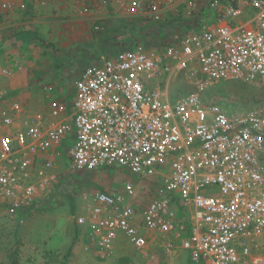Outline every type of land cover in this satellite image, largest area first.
Returning a JSON list of instances; mask_svg holds the SVG:
<instances>
[{"label":"built area","instance_id":"obj_1","mask_svg":"<svg viewBox=\"0 0 264 264\" xmlns=\"http://www.w3.org/2000/svg\"><path fill=\"white\" fill-rule=\"evenodd\" d=\"M102 1L119 18L197 24L85 66L69 101L53 82L33 111L1 92L0 206L23 224L63 157L72 171L121 167L137 181L93 191L75 217L85 251L109 257L120 234L141 251L169 234L165 251L190 264H264V104L233 113L205 93L228 79L264 88V0Z\"/></svg>","mask_w":264,"mask_h":264},{"label":"rangeland","instance_id":"obj_2","mask_svg":"<svg viewBox=\"0 0 264 264\" xmlns=\"http://www.w3.org/2000/svg\"><path fill=\"white\" fill-rule=\"evenodd\" d=\"M46 1L44 7L35 6L32 19H20L9 35L2 36L0 28V93L14 92L29 101L36 93V86L48 80L56 83L58 96L69 101L73 78L85 66L99 64L102 57L135 42L145 40L156 45L197 24L174 21L168 27H151L154 29L148 25L130 29L128 24L103 32L114 25L118 15L106 13L102 0H82L89 8L83 17L74 10L76 0ZM212 15L208 12L202 16L209 20ZM122 19L129 21L126 17ZM205 93L208 101L217 102L233 113L256 110L264 104V88L241 80L217 81ZM62 159L54 182L38 197L23 224H18L0 206V264H141L142 252L121 234L114 240V253L124 250L125 254H114L111 259L75 248L82 242L75 217L82 213L89 194L94 190L109 191L106 185L111 192H120L125 182L137 181L136 175L121 167L87 173L72 171L65 158ZM141 184L145 185L146 181ZM150 251L156 257L151 264L168 263L169 257L165 258L156 244L150 246ZM183 253L188 262V253ZM157 254L161 259L157 260Z\"/></svg>","mask_w":264,"mask_h":264},{"label":"crops","instance_id":"obj_3","mask_svg":"<svg viewBox=\"0 0 264 264\" xmlns=\"http://www.w3.org/2000/svg\"><path fill=\"white\" fill-rule=\"evenodd\" d=\"M76 1H74L73 3H75ZM3 2H10L13 6L11 9H9L7 11H3L0 9V28L2 30V36L3 35H9L10 31L12 29L17 28L18 27L17 23L19 22L20 19H32V17L34 16L35 6H39L37 4V1H35V0H0V4ZM21 4H24L25 7L21 8L20 7ZM72 4H70V5L72 6ZM29 7H31L30 10H28ZM39 7H44V6H39ZM104 11L106 13H111L112 15L115 14L109 8L105 9ZM80 17H83V16H80ZM113 17H117V16L113 15ZM117 18H119V17H117ZM97 22L98 21H96V23ZM104 57H102V58H104ZM45 82H51V81L47 80ZM53 83H55V82H53ZM39 85H40V83L36 86L37 87L36 93L31 97V99H29V101L20 97L19 94L17 95V93L12 92V93L16 94V97L18 98L19 102L22 104L24 109L33 111V110H36L38 108H41L42 104L44 103V100L46 101V100L51 98L50 94H48V95H45V94L42 95L41 94L40 90H38ZM8 93H11V92H8ZM57 96H58V94H57ZM57 162H58V165H56V167L54 168L55 171H57V169H59V166H61L62 160H57ZM105 189L109 190L107 192H111V189L108 187V185H106ZM101 190H103V189H101ZM91 194L92 193L89 194V197ZM170 238H171V236L169 234L168 235L157 234L155 238L150 239V243L148 244L147 248L144 250H141V252H142L141 264H151L153 261H155V259H156L155 253H152V251H150V246H152L153 244H156L158 248L162 249V252H164L163 254L165 255V258L169 257V258H167L168 259L167 264H187V263L189 264V260H188V262L185 260L186 256L183 253L186 250L179 248V246H177V248L172 249V251H169V252L165 251L164 244L166 243L167 240H171ZM155 239H157V241H155ZM81 241L82 242L78 243V245L75 248H79L80 251H82V250L85 251L83 239ZM123 251L124 250H122L120 253H114V254L115 255L117 254V256L123 255V254H125V252H123ZM89 252H93L94 254L98 255L99 257H101L103 259H105V258L111 259L115 256L113 254L114 256L111 255L109 257H106V256L102 255L101 253L96 252L93 249L90 250ZM159 255L157 254V260H158V258L161 259V255L160 256Z\"/></svg>","mask_w":264,"mask_h":264},{"label":"trees","instance_id":"obj_4","mask_svg":"<svg viewBox=\"0 0 264 264\" xmlns=\"http://www.w3.org/2000/svg\"><path fill=\"white\" fill-rule=\"evenodd\" d=\"M30 9H31V7L28 8V10H30ZM174 21H176V23H178V21H181V19L178 18V19H174V20H170V21L162 22V23H153V22L148 21V24H146L145 22H147V21H137L134 19L129 20V21H125L122 18H117V19L113 20L114 25H112V27L110 29L106 28L103 32H105L106 30L115 31L116 28H121V27L127 26L128 24H129L128 26L130 29H133L134 27H136L137 29L145 28L146 25H148V27L150 29H154L155 27L157 28V25H158V27L159 26L168 27V23H169V25H173L175 23ZM96 24L102 25V23L100 21H98ZM151 27H154V28H151ZM144 43L147 44L148 42H146L144 40ZM85 173H87V172L85 171Z\"/></svg>","mask_w":264,"mask_h":264}]
</instances>
